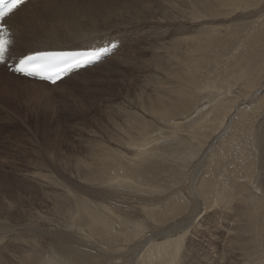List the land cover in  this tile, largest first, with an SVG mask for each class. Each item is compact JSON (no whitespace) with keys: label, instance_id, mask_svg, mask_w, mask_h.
I'll return each instance as SVG.
<instances>
[{"label":"bare ground","instance_id":"obj_1","mask_svg":"<svg viewBox=\"0 0 264 264\" xmlns=\"http://www.w3.org/2000/svg\"><path fill=\"white\" fill-rule=\"evenodd\" d=\"M35 1L37 0H29L9 18H6L5 23L12 33L13 44L10 47L6 63L0 64V78H12L44 88H52L61 86L65 82L69 83L71 81L69 77L73 75L78 74L79 76V73L87 74L100 69L99 66L97 68V64L93 67L90 66L91 68L86 67L53 86L45 81L8 71L18 63L19 59L46 51H72L84 47L107 48L108 51L102 55L103 60L114 56V58L111 57V60L115 59L114 63L116 64H127L131 61L128 59H131L130 57L135 54V51L120 52L125 45L123 38L127 36L125 30L120 32L121 30L111 29L106 32H96L91 30L92 24L90 29H74L76 25L86 26L83 21L91 16L87 7L81 6L82 4L78 0L69 4L58 0H42L37 6H35ZM261 3L263 4L264 0H162L158 8H167L168 12L171 9V12H167L165 16L170 19L169 24L167 22L170 27L167 30L169 37L166 38L164 44L156 46L146 43L147 45H143L139 49V51L153 49L154 57L150 63L143 66L142 85L137 86L138 91L133 99L122 98L125 102L128 101L127 103L121 99L122 104H118L116 112H113L119 117V120L111 117L108 130L90 132L89 139L85 140L86 150L90 151L88 155L78 159L74 165V173H70L84 179V171L91 168V180L103 179L102 191L95 193L94 190L88 189L79 192V190L67 188L65 191L72 204L69 211L76 214L77 221H69L55 229L50 227L51 223H41L39 228L41 233L39 232V234L49 245V249L40 252L37 250L40 244L35 241L28 242L27 240L22 243L16 239L13 250H11L12 246L9 253L0 254L3 256L0 258V264H110L111 262L117 264L118 260L116 261V259L127 264L124 260L126 251L122 245L128 246V252L133 250L141 252L143 249L141 246L147 245L142 256L137 257L135 264H183L182 261L186 253L184 250L185 241L190 236L189 233L196 230L192 221L195 218L190 213L186 216L187 221L185 222L182 219H177L178 215L181 216L180 214L183 213L180 212L181 207L177 204L179 192L176 189L178 187L176 186V189L171 185L169 187L167 182L181 185L178 184V175L182 171H188L190 160L194 163L202 150L215 149L219 138H221L217 135L221 131L222 135L229 131L237 114L240 113L241 103L250 98L255 99L263 92L264 26L260 24L255 30L260 32L258 33L259 38L263 36V47L258 55L259 65L256 64L247 71L245 67L248 60L247 58L241 59L236 66L243 72L232 75L233 69H230L227 70L226 75H223L225 78H222V81L228 82L226 84L229 85V90L232 92L230 93L231 99L224 100V102L220 99L216 100L215 108L212 109L214 113H212L203 111L205 102L197 103L195 95L198 91L204 94L207 91L210 92L211 86L215 85L216 89H212V94L226 97L223 95V85L209 83L213 76L212 73L224 70L222 67L225 66L230 50L233 49L232 42L237 41L238 38L237 28L232 27L228 33H221V30L229 26L228 24L225 26L223 22L231 18L232 14L238 13L240 10L247 12L251 6L258 7ZM182 6H186V8L182 9ZM144 8L149 9L148 7ZM133 13L137 18H141L140 21L142 20L143 16L139 10ZM45 16L53 18L59 27L49 28L47 26L36 30L41 19L43 22L45 21ZM118 18L125 19L122 15ZM223 18L226 20H220ZM140 21L137 20L136 24ZM236 21L233 19L232 22ZM134 22L130 21V23ZM86 30L91 32L83 33ZM122 42L123 46L120 45ZM152 46L153 48H150ZM235 49L240 50L241 48L236 46ZM220 55L224 57V60L218 61L217 57ZM102 59L101 61H103ZM214 61L217 64H215L216 68L212 70ZM249 76L253 80L250 81ZM241 78L244 83L239 82ZM206 99L210 101V97H206ZM245 111L246 121L249 120L254 125L258 124L259 121H262L259 117L264 115V102H260L254 112ZM254 114H256L255 118ZM192 120L196 123L191 126L192 122H188ZM224 127V131L221 130ZM12 133L14 134V130ZM163 135H167L165 141ZM257 136L260 137V144L264 148V131ZM168 138L172 140L170 143ZM174 140H179L178 142L184 148L181 149V146L177 144L172 146ZM229 149L230 147H228ZM187 150H189V154H187ZM122 160L126 166L123 165ZM178 164L179 169L176 168ZM128 165L131 169L125 170L129 167ZM197 165L198 163L193 166L194 168L191 169L185 181L189 180V185L192 183L190 190L193 189L196 195L194 200L199 209L202 203L199 194L202 193L206 196L208 192L202 188L200 193L197 192L198 187L194 182L197 179L195 171L199 169ZM167 171L172 173L169 175L170 180L166 179V175L161 174ZM148 175L156 180L153 182L148 178ZM114 181H117L118 184ZM52 186L56 189L58 186L61 189L58 183H52ZM119 186L122 187L123 194L117 190ZM206 187L210 189V187ZM72 191L78 192L77 195H73ZM146 192H149V196L145 195ZM176 199H178L177 202H175ZM167 205L170 206L166 207ZM24 209L27 211L26 207ZM21 210L23 211V209ZM244 216H249L248 223ZM244 216L237 222L238 226L234 232L238 233L233 235L234 239L230 237L229 242L231 239L232 241L226 249V254L232 259L235 258L234 262L237 264H246L247 262L253 264L255 260L258 262L255 261L254 264H264V256H262L264 250H260L262 254L258 253L259 257L256 255L254 247L244 244L248 240L245 237L246 232L253 224L251 223L253 215L247 213ZM62 220L65 222L64 218ZM113 223L117 228L112 227ZM231 229L233 230V228ZM30 231L36 234L38 232L34 228H30ZM151 232L155 236L154 239L151 236L147 240L143 238V235ZM33 243L38 246L32 248ZM90 249L96 250V253H92ZM21 250L27 253L24 254L25 257L20 255ZM10 257L13 260L7 261ZM183 262L185 263V261Z\"/></svg>","mask_w":264,"mask_h":264},{"label":"rangeland","instance_id":"obj_2","mask_svg":"<svg viewBox=\"0 0 264 264\" xmlns=\"http://www.w3.org/2000/svg\"><path fill=\"white\" fill-rule=\"evenodd\" d=\"M58 1L69 4L75 0ZM78 1L82 4L81 6L85 5L87 7L91 12V16L83 21L86 26L76 25L75 30L79 28L90 29L91 24V30L96 32H106L111 29L121 30L120 32L125 30L127 35L126 38L123 37L125 45L123 42L120 44L121 46L124 45L120 52H124V50H127V53L135 51V54L130 57L131 59H128L131 61L127 64H116L114 63L115 59L111 60L114 56H111L112 58L107 57L97 63V68L100 67V69L86 72L87 74L84 72L79 73V76L78 74L73 75L69 77L71 78L69 83L65 82L58 87L44 88L37 84H29L12 78H0V254L2 253V255L14 249L16 239L22 241V243L27 240L28 242L35 241L40 244L37 250L43 252V250L49 249V245L44 242L39 234L41 223H51L50 227L55 229L69 221H77L76 214L69 211L72 204L68 200L69 195L65 191L67 188L76 189L79 192L88 189L94 190L95 193L102 191L103 179L91 180V168L84 171V179L70 173H74V165L78 159L85 157L90 151L86 150L85 147V140L89 139L90 132H101L107 129L111 123V117L119 120V117L113 114V112H116L115 109L117 110L118 104H122V100L124 101L122 98L129 97L133 99L138 91L137 86L142 85L143 66L150 63L154 57L152 54L153 49L146 51H139V49L150 43L159 46V44H164L166 38L169 37L167 22L170 19L165 17L168 9L158 8L162 0ZM41 2L42 0L35 1V6ZM185 8L186 6H182V9ZM136 10H139L141 16H143L141 20L143 23L140 21L141 18H137L133 13ZM169 12H171V9ZM239 12L232 14L231 18L227 19L228 21L224 18L220 19L226 20L223 22L225 26L229 25L228 28L221 30V33H228L232 27L237 28L238 38L237 41L232 42L233 49L230 50L227 62L222 67L224 70L212 73L213 76L210 78L211 82H209L223 85V95H226V97L212 94L213 90L216 89L215 85H212L211 91H207L205 94L200 91L196 92L197 103L205 102L203 111L212 112L216 100L220 99L224 102V100L231 99L230 93L232 92L229 90V85L226 84L228 82L224 83L222 81L227 70L233 69L232 75L240 74L243 70L236 65L241 59L245 58L248 60L245 67L247 71L256 64L259 65L258 55L261 53V47H263V36L259 38L258 33L260 32L255 30L260 24L264 26V3H261L258 7L251 6L247 12L241 10ZM120 15L125 19H119ZM247 15L249 17H243ZM45 17L44 22L41 19V22L38 23L36 30L47 26L49 28L59 27L53 18ZM233 19L237 21L233 23ZM47 20L48 22H46ZM132 20L135 22L130 23ZM137 20L140 23L136 24ZM88 32L91 31H83V33ZM71 34L73 33L71 32ZM128 45L132 46L129 47ZM236 46L241 49H235ZM150 48H153V46ZM217 59L218 61L220 59L224 60V57L220 55ZM215 64H217L216 61L213 62L212 70L216 68ZM8 71L14 73L11 69H8ZM248 78L250 81L253 80L251 76ZM243 81V78L239 80V82ZM230 83L232 84L233 81ZM206 97H210V101L205 100ZM127 102L124 101V103ZM260 102H264V90L257 98H250L241 103L242 112L239 109L240 113L237 114L228 132L222 135L221 131L217 135L221 138L218 137L219 141L215 149L208 150V148L198 154L194 163H198L197 167L199 169L195 171L197 179L194 182L198 187L197 192L200 193L201 188L208 192L206 196L202 193L199 194L202 202L199 209L194 200L196 195L193 189L190 190L192 183L189 185V180L185 181L195 165L191 160L188 171H182L178 175V184L181 185H173L169 181L167 182L169 187L170 185L174 186L173 188L178 187L175 189L179 192V194L177 193L179 201L177 202L178 199H176L175 202L181 207L180 212L183 213L180 214L181 216L178 215L177 219H182L185 222L187 221L186 216L190 213L195 218L192 221L193 225L196 226V230L192 232L193 234L189 233L190 236L185 241L184 250L186 253L183 258L185 263L182 261L183 264H237L234 262L235 258L232 259L227 256L226 249L234 239L233 235L238 233H235L238 220L244 218L247 213L253 215L251 223L254 225L250 223L251 226L245 236L248 240L244 244L254 247L257 256L262 254L260 250H264V148L260 144V137L257 136L264 131V115L259 117L262 121L254 125L253 122L246 121L244 114L245 110L250 113L256 111V106ZM240 117L242 118L239 119ZM255 117L256 114H254ZM183 118L187 119L186 117ZM188 123H191L192 126L196 121L192 120ZM240 125L242 126L240 127ZM223 129L225 127L221 130ZM11 130H14V134ZM168 134L170 135V133ZM163 136L165 141L167 135ZM168 140L169 143L172 141L169 138ZM178 141L174 140L172 146L174 144L181 146ZM228 147H230L229 150ZM180 148L183 149L184 146ZM187 154H189V150H187ZM61 162L63 163L61 164ZM122 162L125 165L124 160ZM128 166L125 170L131 169L130 165ZM176 168L179 169V164ZM199 172H201V175L197 174ZM161 174L166 175V179L170 180L169 175L172 173L167 171ZM150 176L148 175V178L154 182L156 179H152ZM114 182L117 183V181ZM52 183H58L61 189L58 186L56 189L52 186ZM117 190L123 194L121 186ZM72 192L73 195L78 193ZM145 195L149 196V192H146ZM25 207L27 211L24 209ZM248 217H245L247 223L249 221ZM63 218L65 222L62 220ZM115 226L116 224L113 223L112 227L117 228ZM30 228L38 231L37 234L40 237L35 232H31ZM149 236L155 238L153 232L146 233L143 238L147 240ZM230 237L232 239L229 242ZM36 243H33L32 248L38 246ZM122 247L126 251L125 262L135 264L137 257L142 256L147 245L141 246L143 248L141 252L136 250L128 252L127 245H122ZM16 248H18L17 245ZM90 251L96 253V250L90 249ZM24 254L27 253L21 250L20 255L23 257ZM2 257L0 256V258ZM12 260L11 257L7 259V261ZM116 261L117 264H123L120 259H116ZM131 261L133 263H130ZM255 261L254 263L258 262ZM110 264L114 263L111 262Z\"/></svg>","mask_w":264,"mask_h":264},{"label":"snow or ice","instance_id":"obj_3","mask_svg":"<svg viewBox=\"0 0 264 264\" xmlns=\"http://www.w3.org/2000/svg\"><path fill=\"white\" fill-rule=\"evenodd\" d=\"M25 2L26 0H0V63H6L13 44L12 33L5 23L6 18ZM107 51V48L84 47L72 51L40 52L19 59L14 70L28 77H39L55 83L66 73L92 64L99 59L101 52Z\"/></svg>","mask_w":264,"mask_h":264}]
</instances>
